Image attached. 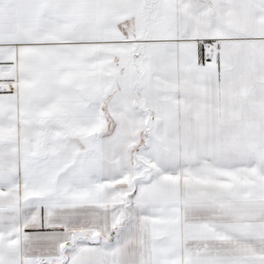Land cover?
Masks as SVG:
<instances>
[{
	"label": "snow or ice",
	"instance_id": "snow-or-ice-1",
	"mask_svg": "<svg viewBox=\"0 0 264 264\" xmlns=\"http://www.w3.org/2000/svg\"><path fill=\"white\" fill-rule=\"evenodd\" d=\"M0 264H264V0H0Z\"/></svg>",
	"mask_w": 264,
	"mask_h": 264
}]
</instances>
